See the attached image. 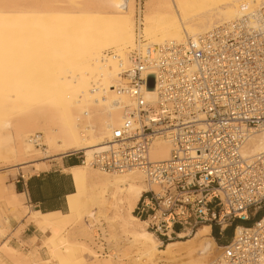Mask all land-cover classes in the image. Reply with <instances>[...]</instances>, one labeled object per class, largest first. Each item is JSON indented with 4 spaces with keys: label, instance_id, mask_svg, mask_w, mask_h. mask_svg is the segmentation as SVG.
<instances>
[{
    "label": "bare ground",
    "instance_id": "obj_1",
    "mask_svg": "<svg viewBox=\"0 0 264 264\" xmlns=\"http://www.w3.org/2000/svg\"><path fill=\"white\" fill-rule=\"evenodd\" d=\"M263 4L143 0L136 7L135 0H0V158L25 173L36 170L41 158L67 152L83 157L69 168L75 190L65 212L33 210L0 177V237L12 218L26 215L42 232L27 251L0 242V264H123L124 259L133 264H209L217 257L222 246L214 242L210 224L163 242L133 213L142 193L157 189L141 170L107 171L91 159L106 149L112 128L123 123L125 107L133 103L122 88L134 54L145 53L148 45L195 38ZM144 99H157L152 84ZM171 146L169 139L155 138L149 158H169ZM260 152L264 129L251 132L241 148L244 158ZM100 214L127 236L120 252L103 256L86 239L71 235L77 228L94 242L93 221ZM84 251L90 262L82 257Z\"/></svg>",
    "mask_w": 264,
    "mask_h": 264
},
{
    "label": "built area",
    "instance_id": "obj_2",
    "mask_svg": "<svg viewBox=\"0 0 264 264\" xmlns=\"http://www.w3.org/2000/svg\"><path fill=\"white\" fill-rule=\"evenodd\" d=\"M132 59L122 89L133 103L91 164L138 169L157 185L134 210L162 241L203 223L221 232L237 219L242 226L209 264H264V211L250 221L254 206L264 209V152L241 155L247 136L264 129V4L195 38L148 45ZM149 84L155 101L144 99ZM157 137L170 140L169 158H149Z\"/></svg>",
    "mask_w": 264,
    "mask_h": 264
},
{
    "label": "rangeland",
    "instance_id": "obj_3",
    "mask_svg": "<svg viewBox=\"0 0 264 264\" xmlns=\"http://www.w3.org/2000/svg\"><path fill=\"white\" fill-rule=\"evenodd\" d=\"M143 0H135V6L139 7L142 6ZM57 156H51L47 158H41L36 160V170H27V172H16L14 170V167L16 166V163L13 161H10L9 159H2L0 158V177L2 178L3 182L6 186L14 188L13 184L16 182V179L21 176H26L28 173L33 171H38L41 168H46L48 166V162L51 159H56ZM31 167V166H30ZM35 168V167H34ZM24 174V175H23ZM15 189V188H14ZM263 208H258L257 206H254L250 210V221L258 216L261 212H263ZM137 216V215H136ZM88 221L89 218L85 217ZM98 220L93 221L95 223L94 230L95 235L92 236V242L88 239L87 235H83L77 228L72 229L71 235L77 237L78 239H83L86 242L90 243L91 247L97 252L103 256L110 254L113 252H120L124 249V246L127 244L128 238L126 235H124L120 229L119 226L112 220H107L104 216L101 214L97 217ZM11 224L9 225V228L6 230V233L3 234L0 237V242H4L8 240L11 245L18 247L19 249L23 251H27L32 246V242L39 241L40 237L42 236V232H40L38 226L34 223L33 219L30 218L29 215L23 216L15 221V219H11ZM26 222H32L35 227L37 228L36 231L33 232V230L25 229L23 230ZM234 223H241L237 219L233 221ZM250 223V222H246ZM214 229H218L217 226L212 225ZM231 226V225H230ZM226 228V227H225ZM5 235V236H4ZM4 236V237H3ZM161 240L162 238L159 237ZM177 237H174V239ZM222 238H226V235H223ZM90 241V242H89ZM167 240H163L165 242ZM216 243L217 241L214 240ZM100 245V248L96 245ZM217 244V243H216ZM218 246V245H217ZM82 257L86 262H90L91 258L89 256V253L84 251L82 254ZM133 260H126L124 259L123 264H133ZM117 264L118 261L114 260V264Z\"/></svg>",
    "mask_w": 264,
    "mask_h": 264
},
{
    "label": "crops",
    "instance_id": "obj_4",
    "mask_svg": "<svg viewBox=\"0 0 264 264\" xmlns=\"http://www.w3.org/2000/svg\"><path fill=\"white\" fill-rule=\"evenodd\" d=\"M47 162L46 168L30 172L26 176L20 175L13 186L18 193L24 195L26 204L33 210L65 212L68 206V196L75 190L69 168L78 164L80 158L67 152ZM25 229L33 230V232L37 230L32 222H26L23 230ZM211 232L212 225L210 234Z\"/></svg>",
    "mask_w": 264,
    "mask_h": 264
},
{
    "label": "trees",
    "instance_id": "obj_5",
    "mask_svg": "<svg viewBox=\"0 0 264 264\" xmlns=\"http://www.w3.org/2000/svg\"><path fill=\"white\" fill-rule=\"evenodd\" d=\"M19 188V187H18ZM18 191V190H17ZM133 213L136 215L135 210L133 211ZM238 223H234L231 226H226V228H224L221 232H219V230L214 229V227L212 226V232L211 235L212 237H214L215 241H217V245L218 246H222L224 244H226V242L229 240V238L232 235L233 232V228L235 225H237ZM154 235V234H153ZM223 235H226V238H222ZM155 236V235H154ZM157 239H159L157 236H155ZM160 240V239H159ZM166 242V241H165Z\"/></svg>",
    "mask_w": 264,
    "mask_h": 264
}]
</instances>
